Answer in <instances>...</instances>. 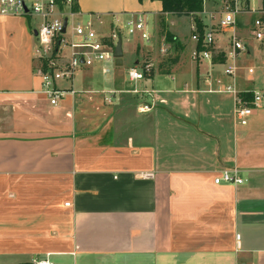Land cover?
Listing matches in <instances>:
<instances>
[{"label":"crops","instance_id":"0c3cea01","mask_svg":"<svg viewBox=\"0 0 264 264\" xmlns=\"http://www.w3.org/2000/svg\"><path fill=\"white\" fill-rule=\"evenodd\" d=\"M250 6L264 10L263 0ZM76 9L106 16L110 27L114 17L155 18L162 7L77 0ZM258 17L238 18L247 52L235 81L224 74L229 33H217L210 63L196 64L190 28L184 61H163L118 90L96 78L102 64L84 68L58 107L35 73L30 24L0 17V264H264V61L251 64L264 52L252 32ZM151 35L148 50L140 39L123 48L122 67L140 65L131 60L142 52L169 51L164 38L155 50L157 25ZM232 85L251 99L261 93L246 126L222 91ZM234 167L243 185L214 183Z\"/></svg>","mask_w":264,"mask_h":264},{"label":"built area","instance_id":"2783aa9c","mask_svg":"<svg viewBox=\"0 0 264 264\" xmlns=\"http://www.w3.org/2000/svg\"><path fill=\"white\" fill-rule=\"evenodd\" d=\"M254 1L258 0H223L219 11L205 12L210 23L203 25V36H200L195 23L191 26V40L195 44L191 60L196 64L210 63L217 33H229L230 49L226 55L224 74L235 81L239 70V55L247 52V47L237 31L238 18L246 13L259 15L253 23L252 32L255 40L264 41V10L252 8L250 5ZM76 4L77 0H0V17L31 16L40 20L38 29L34 30L37 40L33 51L34 70L42 80V92L50 99L53 107L59 106L60 100L68 91L75 95L74 81L79 71L97 64L115 62V48L119 40L123 42L124 32L131 37L137 36L144 43H150L153 38L143 13L132 15L123 22L114 17L109 31L104 33L95 26V21L102 24L101 17L88 15L85 22L80 21L84 14L76 9ZM65 21L67 25L63 32ZM161 52L164 55L168 53L167 49H161ZM153 71L152 62H142L128 69L127 78L132 83H138L149 78ZM109 72V69H104L105 74ZM249 73L252 74L253 70L249 69ZM62 82L70 84V89H60L59 84ZM222 91L234 95V118L238 125L246 126L249 117L261 104V93H254L252 99L246 101L241 98L234 85L223 87ZM132 93L138 94L139 91L134 90ZM112 95L109 93L110 97ZM106 101L109 102V98ZM151 110L152 106L149 105L141 108L144 113ZM214 183L240 186L244 184V180L239 169L234 167L221 171ZM31 264L53 263L34 259Z\"/></svg>","mask_w":264,"mask_h":264},{"label":"rangeland","instance_id":"374dc122","mask_svg":"<svg viewBox=\"0 0 264 264\" xmlns=\"http://www.w3.org/2000/svg\"><path fill=\"white\" fill-rule=\"evenodd\" d=\"M151 2H159L158 0H150ZM222 0H204V8L201 14H197V18L198 19H203L202 16L203 14L205 15L207 11H210L214 6L219 5V3ZM256 1H254L253 3H255ZM160 3V2H159ZM161 7L162 4L160 3ZM207 9V11H206ZM217 12V11H215ZM215 12H211V13H215ZM210 13V12H207ZM247 14V13H246ZM88 15L89 14H84L81 18L80 21L85 22L88 19ZM161 15V12H156L155 13V18L153 15H147V17L145 16V19L148 22V29L150 34H153L155 27L157 25V41L155 43V50L158 48H160V46L162 45L163 41L161 38H159L158 33H159V16ZM245 15V14H244ZM96 16V15H94ZM165 20H166V25H167V32L171 35V39L170 42L165 41V44H169L168 46L170 47L168 53L166 55H164L162 52L159 53L158 56H154L151 54H143L144 52L141 53V55L138 58H134L133 60H131V66H134L136 62H146V60H150V62H152L154 64V68L161 65L162 67V63L163 61H169L172 59H177L178 61H184L185 59H187V56L185 55V48L188 47L189 44V33H190V28L191 25L194 24V20H193V16L192 15H179L178 13H170V14H165ZM22 19L28 21V23L30 24L31 27V33L33 35V46L32 49L34 51V49L37 46V40L34 36V30L38 29L39 25H40V20L35 18V17H21ZM101 22L102 24H100L98 21H95L96 23V28L99 31H102L104 33L109 31V26L107 24L108 22V18L106 16H103L101 18ZM3 28V27H2ZM1 32V31H0ZM4 33V32H3ZM139 39L137 36L131 37L128 36V34L126 32L123 33V48L124 51L125 49L127 50L128 48H133L134 46V42ZM151 43H144V48H146V50L149 49ZM143 47H139V49H141V51L144 50ZM154 50V51H155ZM175 50V51H173ZM145 51V50H144ZM161 51V50H160ZM171 51V52H170ZM174 54V55H173ZM141 57V58H140ZM167 59V60H166ZM260 60L264 61V52H263V56H261L260 58H257V61H253L251 62V64L254 66V68H259L260 65ZM165 63V62H164ZM98 65V64H97ZM101 65V64H99ZM103 67L105 69H109L110 73L109 74H104L102 75L101 71H98V74L96 75V78L99 80V82L101 81H105V83H107V87L108 88H112L114 90H118V88L121 87V83L125 82V85H127L128 83V78H127V67H116L115 66V62H108V63H104L102 64ZM96 66V65H95ZM160 67V66H159ZM156 70H154L152 72V74L155 72ZM106 75V76H105ZM82 76L83 73L81 71H79L76 75H75V84L76 83H80L82 80ZM117 80V81H116ZM65 83V82H63ZM99 86V85H98ZM126 87H124L125 89ZM123 89V90H124ZM114 93H118V91H113ZM88 100V102L93 101L90 97L86 98Z\"/></svg>","mask_w":264,"mask_h":264},{"label":"trees","instance_id":"16d2710c","mask_svg":"<svg viewBox=\"0 0 264 264\" xmlns=\"http://www.w3.org/2000/svg\"><path fill=\"white\" fill-rule=\"evenodd\" d=\"M162 4L161 15L159 16V33L158 36L165 41L170 42L171 35L167 32V25L165 20V14H185L192 15L194 23L197 25L200 32V36H203V22L202 19L197 18V14H201L204 8V0H187L185 2L181 0H158ZM140 3L143 0H139ZM241 98L246 101L251 100L250 95H242Z\"/></svg>","mask_w":264,"mask_h":264},{"label":"water","instance_id":"95a60500","mask_svg":"<svg viewBox=\"0 0 264 264\" xmlns=\"http://www.w3.org/2000/svg\"><path fill=\"white\" fill-rule=\"evenodd\" d=\"M183 2L187 1V0H181ZM66 25H67V21H65L64 23V30L63 32H65L66 29ZM34 35H36V32H34ZM123 57H124V53H123V43L122 40H119L116 48H115V52H114V58H115V66L116 67H122L123 66Z\"/></svg>","mask_w":264,"mask_h":264}]
</instances>
